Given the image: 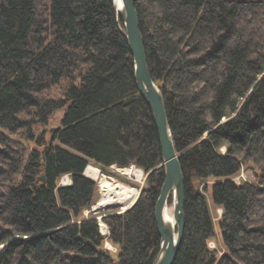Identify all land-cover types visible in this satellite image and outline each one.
I'll return each mask as SVG.
<instances>
[{
	"label": "trees",
	"instance_id": "trees-1",
	"mask_svg": "<svg viewBox=\"0 0 264 264\" xmlns=\"http://www.w3.org/2000/svg\"><path fill=\"white\" fill-rule=\"evenodd\" d=\"M133 1L184 175L173 264H264V0ZM59 110L47 139L38 128ZM0 128V264L153 262L161 150L112 0H0ZM89 161L147 174L128 210L101 219L115 257L98 221L79 219L95 193ZM248 164L257 184H237ZM208 196L222 211L220 256Z\"/></svg>",
	"mask_w": 264,
	"mask_h": 264
},
{
	"label": "water",
	"instance_id": "water-1",
	"mask_svg": "<svg viewBox=\"0 0 264 264\" xmlns=\"http://www.w3.org/2000/svg\"><path fill=\"white\" fill-rule=\"evenodd\" d=\"M112 6L117 20L122 25L132 56L136 88L150 109L161 150L164 179L154 207L159 246L151 264H173L182 244L185 228V185L180 155L175 148L164 95L152 79L148 68L144 38L134 1L112 0ZM167 207H171L172 221L165 220ZM129 208L123 209L122 212Z\"/></svg>",
	"mask_w": 264,
	"mask_h": 264
},
{
	"label": "rangeland",
	"instance_id": "rangeland-1",
	"mask_svg": "<svg viewBox=\"0 0 264 264\" xmlns=\"http://www.w3.org/2000/svg\"><path fill=\"white\" fill-rule=\"evenodd\" d=\"M52 93L57 94L58 89H55ZM64 114V110H59L56 111L52 114L51 118L48 121V124L43 127L38 128V132L40 131H45L46 132V138H49V133L53 130L56 129L57 127L60 126V120ZM0 131L3 133L9 134L7 131L3 130L0 128ZM10 135V134H9ZM12 138L18 140V136H11ZM25 145L30 148H35L34 143H28L25 142ZM56 145H58V142H56ZM73 154H77L73 150H69ZM221 153L225 152L224 148L220 149ZM92 167L96 168L98 170V179L93 180L90 179L84 172L85 176L92 180L95 183V193L93 196V200L91 203V206L88 209H85L82 213L79 219H89L91 217H94L98 221V224L100 226V233L104 238V243L102 246V249L107 251L110 255L115 257L118 253V248L117 246L111 244L108 240V229L106 228V225L102 222L101 216L104 214L119 210V212H122L123 209H127L131 207L136 199L138 198L140 192L142 189L146 187V177L147 174L145 171L133 164L126 168H118L116 166H110V167H105L101 168L99 165L95 164L92 161H89V164ZM131 167V168H130ZM131 169V175L122 173V169ZM261 175L260 171L252 164H248L242 168V170L233 177V180L237 184H241L243 182H248V183H253L257 184L258 178ZM71 182L69 176L65 175L62 176L59 181L58 185L60 186H67ZM215 182L214 178H209L207 179L204 184L207 185L209 188L211 185ZM121 184L125 188L129 190V194H131V197L129 201L124 205V206H111V207H105V208H98L95 209V206L98 202V200L101 197L102 191L107 189L108 187H113L115 184ZM208 202H209V208L210 212L214 221V229H215V237L210 239L208 242V246L211 250H214L217 252V254L220 256L224 253L225 247L223 246L222 240H221V235H220V229H219V220L222 215V211L219 207H216L212 204V201L210 199V196H208ZM94 209V211H92ZM169 209H171L169 207Z\"/></svg>",
	"mask_w": 264,
	"mask_h": 264
},
{
	"label": "bare ground",
	"instance_id": "bare-ground-1",
	"mask_svg": "<svg viewBox=\"0 0 264 264\" xmlns=\"http://www.w3.org/2000/svg\"><path fill=\"white\" fill-rule=\"evenodd\" d=\"M131 168V167H130ZM122 173L131 175V169H122ZM85 174L93 180L98 179V170L91 165H88L85 169ZM131 194H129V190L125 188L121 184H115L113 187H108L107 189L102 191L101 197L98 200L95 209L105 208L111 206H124L130 199ZM171 208V207H170ZM165 220L172 221V212L169 207L165 210Z\"/></svg>",
	"mask_w": 264,
	"mask_h": 264
}]
</instances>
